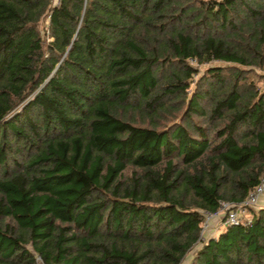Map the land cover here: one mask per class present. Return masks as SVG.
Masks as SVG:
<instances>
[{
  "label": "trees",
  "instance_id": "16d2710c",
  "mask_svg": "<svg viewBox=\"0 0 264 264\" xmlns=\"http://www.w3.org/2000/svg\"><path fill=\"white\" fill-rule=\"evenodd\" d=\"M255 68L264 0H0V264H264Z\"/></svg>",
  "mask_w": 264,
  "mask_h": 264
},
{
  "label": "built area",
  "instance_id": "2783aa9c",
  "mask_svg": "<svg viewBox=\"0 0 264 264\" xmlns=\"http://www.w3.org/2000/svg\"><path fill=\"white\" fill-rule=\"evenodd\" d=\"M264 194V178L260 179L259 182L251 188L245 197L234 206L225 207L224 213L220 219V225L227 226L231 224H237L240 222L249 223L250 216L246 213L247 208L255 207L258 205L261 196ZM224 204H219L216 212L210 213L207 211L203 212V221L200 226L199 240L204 238L203 232L206 230L209 221L217 214L218 210L223 209ZM35 261L40 264V259L35 256Z\"/></svg>",
  "mask_w": 264,
  "mask_h": 264
},
{
  "label": "rangeland",
  "instance_id": "374dc122",
  "mask_svg": "<svg viewBox=\"0 0 264 264\" xmlns=\"http://www.w3.org/2000/svg\"><path fill=\"white\" fill-rule=\"evenodd\" d=\"M190 64L192 66H194V68L197 70V74H193L192 75V83H191V86L189 87L188 89V92L192 89V84L196 81V79L198 78V75L199 74H202V71L205 69L206 66H209V65H223L222 62H218V61H210L208 63H204V64H197L195 62H190ZM255 72L259 73V74H264V68L263 69H259V68H255L254 69ZM255 83L256 85L259 87V88H262L263 86V82L259 79H256L255 80ZM264 178V173H262L260 175V179H263ZM263 198H264V194L261 196V199L260 201L262 202L263 201ZM220 204H224V207L223 209L221 210H218L217 214L209 221L208 223V226L206 228V230L203 232V235L206 236L207 234H214L215 231L218 229V224L220 222V219L224 213V208L227 206V207H230V206H234L235 203H233L232 201H222ZM260 204V202L258 203ZM190 255H191V252H188L187 255L181 260L180 264H188V261H189V258H190Z\"/></svg>",
  "mask_w": 264,
  "mask_h": 264
},
{
  "label": "crops",
  "instance_id": "0c3cea01",
  "mask_svg": "<svg viewBox=\"0 0 264 264\" xmlns=\"http://www.w3.org/2000/svg\"><path fill=\"white\" fill-rule=\"evenodd\" d=\"M261 199V198H260ZM259 202L261 203V201L259 200Z\"/></svg>",
  "mask_w": 264,
  "mask_h": 264
}]
</instances>
